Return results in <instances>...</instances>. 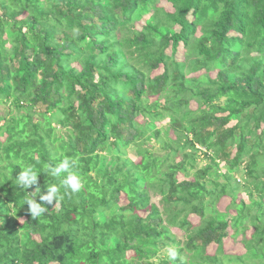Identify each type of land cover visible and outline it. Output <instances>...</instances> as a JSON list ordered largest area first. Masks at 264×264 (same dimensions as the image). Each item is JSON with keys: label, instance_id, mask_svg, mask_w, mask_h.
Listing matches in <instances>:
<instances>
[{"label": "trees", "instance_id": "16d2710c", "mask_svg": "<svg viewBox=\"0 0 264 264\" xmlns=\"http://www.w3.org/2000/svg\"><path fill=\"white\" fill-rule=\"evenodd\" d=\"M159 1L0 0V264H264V0ZM65 157L82 188L33 218L25 199L61 177H15Z\"/></svg>", "mask_w": 264, "mask_h": 264}, {"label": "rangeland", "instance_id": "374dc122", "mask_svg": "<svg viewBox=\"0 0 264 264\" xmlns=\"http://www.w3.org/2000/svg\"><path fill=\"white\" fill-rule=\"evenodd\" d=\"M159 6H164L168 11L172 12L173 11V7L171 5L170 2H168L167 0H160L159 1ZM146 18V17H145ZM145 18L141 19L140 21H137L135 24H134V28H137V29H141L142 26L144 25V22H145ZM176 29H178V27H176ZM199 34V33H198ZM183 54H184V49L182 47H180V50L178 52V59H182L183 57ZM163 70L162 67H160L159 69L153 71L151 73V76H154L156 74H159L161 73ZM201 74V72L199 73H196V74H193L192 76H197ZM154 97H151V100H153ZM161 101H163V99H161ZM193 108H196V104L194 102H192V105H191ZM5 108H6V104H1L0 105V116H8V113L5 111ZM14 113H16V111H14ZM140 123L143 121V117L139 116L138 119H137ZM3 122V121H2ZM1 122V123H2ZM169 122V118L166 117L164 119H162L161 121H157L156 122V125L157 126H161V125H167V123ZM236 123V121H232L228 124V126H232ZM54 125H57L56 123ZM172 134V132H171ZM5 136L6 135H0V140H4L5 139ZM173 137V135H171ZM146 145H154V148L158 151V154L162 155L164 153V151L160 150V146H159V142L155 141L153 143H150L149 141L147 142ZM134 146H131L128 148V154L127 156L131 157L132 159H134L135 161H138L139 160V157H137L135 155V151H134ZM233 153H235V149L233 150ZM208 163V159L206 157H204L203 154L200 155V158H199V163H198V167H204L206 164ZM220 170L221 171H225V167H224V164L223 163H220ZM178 178H182V173H179L177 175ZM237 181H239L238 183H240V181L243 180V177L244 174H243V171H240L239 173H237L235 175ZM234 184V183H233ZM236 185V184H234ZM243 186V185H242ZM241 186V190H238L237 191V197L238 199H245L248 201V196H247V191L244 189V187ZM254 197L257 198V194H254ZM160 200H161V196L160 195H154L151 199V201L157 205H159L160 207L162 206V203H160ZM230 201H231V198L230 196H223L220 201H218V204H217V208L220 210V211H226L228 209V213L230 215L232 214H235V210L234 209H231V208H228L230 206ZM126 203V197L124 194L121 195V204H125ZM139 214H143L144 212L142 211H138ZM23 219H21L20 221L22 222ZM189 220L192 222V224L195 226L197 224L200 223V219L198 216L196 215H193L191 214L189 216ZM171 230L173 231L175 237L177 238V240H180L182 242H184L186 240V237H185V232L184 230H181L179 228H171ZM254 231V228L253 227H249V229L245 232V236L244 235H237V236H233L232 235V229L229 230V237L225 238L224 239V243H223V246H224V251L226 254H231V255H243L246 250H245V246L243 244V238L246 237V238H250L251 236V233ZM216 250H217V245L215 244H212L208 247L207 249V252L211 255L215 254L216 253ZM135 254L133 253V251H129L128 252V257L130 256H134Z\"/></svg>", "mask_w": 264, "mask_h": 264}, {"label": "clouds", "instance_id": "9594fccd", "mask_svg": "<svg viewBox=\"0 0 264 264\" xmlns=\"http://www.w3.org/2000/svg\"><path fill=\"white\" fill-rule=\"evenodd\" d=\"M75 169V161L68 157L62 159L53 168L49 169L45 166L43 172L38 171L31 165L22 168L21 172L15 177V183L26 190L33 185H38V179L41 173H47L52 177H61L59 187L55 184H48L47 192L37 195V189H40L37 186L35 191L31 192L32 198L25 199V203L29 205V211L33 218H39L45 213L48 206L54 205L55 201L59 198L61 188L71 193H76L82 188V177ZM37 196L39 197V201L35 199ZM167 256L170 261H177L179 256L178 250L174 247H168ZM179 259L180 264H183V257H179Z\"/></svg>", "mask_w": 264, "mask_h": 264}, {"label": "bare ground", "instance_id": "6f19581e", "mask_svg": "<svg viewBox=\"0 0 264 264\" xmlns=\"http://www.w3.org/2000/svg\"><path fill=\"white\" fill-rule=\"evenodd\" d=\"M218 185V184H217ZM227 187V186H226Z\"/></svg>", "mask_w": 264, "mask_h": 264}]
</instances>
